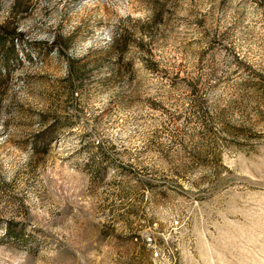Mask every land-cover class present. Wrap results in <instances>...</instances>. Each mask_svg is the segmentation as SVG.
I'll list each match as a JSON object with an SVG mask.
<instances>
[{
	"label": "rangeland",
	"instance_id": "rangeland-1",
	"mask_svg": "<svg viewBox=\"0 0 264 264\" xmlns=\"http://www.w3.org/2000/svg\"><path fill=\"white\" fill-rule=\"evenodd\" d=\"M0 264H264V0H0Z\"/></svg>",
	"mask_w": 264,
	"mask_h": 264
}]
</instances>
